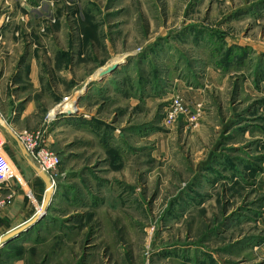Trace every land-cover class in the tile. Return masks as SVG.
I'll return each mask as SVG.
<instances>
[{
  "label": "rangeland",
  "instance_id": "374dc122",
  "mask_svg": "<svg viewBox=\"0 0 264 264\" xmlns=\"http://www.w3.org/2000/svg\"><path fill=\"white\" fill-rule=\"evenodd\" d=\"M0 114V264H264V0H0Z\"/></svg>",
  "mask_w": 264,
  "mask_h": 264
},
{
  "label": "water",
  "instance_id": "95a60500",
  "mask_svg": "<svg viewBox=\"0 0 264 264\" xmlns=\"http://www.w3.org/2000/svg\"><path fill=\"white\" fill-rule=\"evenodd\" d=\"M118 68V65L113 66L112 68L108 69L106 72H104L101 77L106 78L113 74L116 69ZM68 115L73 114V112L67 113ZM0 127L5 130V132L16 142L22 156L27 161V163L30 165V167L35 171V173L38 175V178L44 183L46 194L44 201L41 206V211L37 212L32 218H30L26 223H24L22 226L16 228L15 230H12L8 234L2 236L0 238V249L13 244L17 240L21 239L25 235L31 233L34 231L35 227L44 219L45 215L50 210V207L52 205L53 199L55 197V191L52 188V182L45 173H43L29 158L28 150L26 149L25 145L21 141L20 137L14 133V131L11 129V126L8 122L4 120L2 115L0 114Z\"/></svg>",
  "mask_w": 264,
  "mask_h": 264
},
{
  "label": "crops",
  "instance_id": "0c3cea01",
  "mask_svg": "<svg viewBox=\"0 0 264 264\" xmlns=\"http://www.w3.org/2000/svg\"><path fill=\"white\" fill-rule=\"evenodd\" d=\"M16 146H17V144H16ZM17 148H18V146H17ZM3 169H4V166H3ZM19 185H20L19 183L15 184V183L11 182L9 184V186L2 187L0 189V197H3L5 193H7L8 195H10V194L15 195V199L12 202L13 204L7 208H4V210H2L0 212V219L2 222L1 223L2 227H0V238L4 235L8 234L12 230H15L16 228L22 226L24 223H26L29 219H27L25 221V219H24L25 215L28 213L29 208L31 206H33V207L35 206V204H34L35 199H34V195H33L32 190L30 188L28 189L26 186L22 187L20 185L21 187H19ZM38 212H39V210H38ZM5 222L8 223L9 226H7V224ZM31 233H29V234H31ZM29 234H27V235H29ZM27 235H25L24 237H26ZM24 237H22L21 239H23ZM6 247H8V246H6ZM6 247H4V248H6Z\"/></svg>",
  "mask_w": 264,
  "mask_h": 264
},
{
  "label": "built area",
  "instance_id": "2783aa9c",
  "mask_svg": "<svg viewBox=\"0 0 264 264\" xmlns=\"http://www.w3.org/2000/svg\"><path fill=\"white\" fill-rule=\"evenodd\" d=\"M26 149L28 150L29 156L32 159H35L36 162L40 165L43 171H47L51 175V170L56 168L58 165V162L56 158L48 153L42 152L39 154L37 158H35V153L31 147H29L27 144L24 143ZM3 149L0 148V189L2 187L8 186L9 182V177L10 175V167L7 164V162L3 159ZM4 166V169H3ZM52 177V176H51ZM14 194H11L9 197H13ZM7 202L0 201V210L4 208V205H6Z\"/></svg>",
  "mask_w": 264,
  "mask_h": 264
},
{
  "label": "bare ground",
  "instance_id": "6f19581e",
  "mask_svg": "<svg viewBox=\"0 0 264 264\" xmlns=\"http://www.w3.org/2000/svg\"><path fill=\"white\" fill-rule=\"evenodd\" d=\"M119 61H120V59H118L117 61H115V62H112V63H110V67L109 68H111L114 64H116V63H119ZM115 66V65H114ZM108 67L107 68H105L104 69V71H106V70H108L109 69ZM75 107V105H74V103H70L69 105H66L65 107H63V111H62V113L63 112H65L66 110H70V109H73ZM67 112V111H66ZM30 158V157H29ZM32 161V160H31Z\"/></svg>",
  "mask_w": 264,
  "mask_h": 264
},
{
  "label": "trees",
  "instance_id": "16d2710c",
  "mask_svg": "<svg viewBox=\"0 0 264 264\" xmlns=\"http://www.w3.org/2000/svg\"><path fill=\"white\" fill-rule=\"evenodd\" d=\"M1 223H2V222H1V219H0V225H1ZM40 223H42V221H41ZM40 223H39V224H40ZM39 224H38V225H39ZM38 225H37L36 227H38ZM36 227H35V229H36ZM35 229H34L33 232H35Z\"/></svg>",
  "mask_w": 264,
  "mask_h": 264
}]
</instances>
